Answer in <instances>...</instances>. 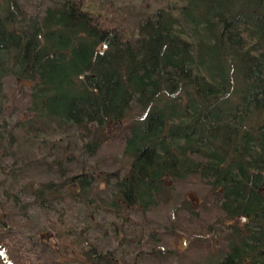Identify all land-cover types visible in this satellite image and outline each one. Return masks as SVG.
I'll return each instance as SVG.
<instances>
[{
	"label": "trees",
	"instance_id": "obj_1",
	"mask_svg": "<svg viewBox=\"0 0 264 264\" xmlns=\"http://www.w3.org/2000/svg\"><path fill=\"white\" fill-rule=\"evenodd\" d=\"M10 245L30 264H185L209 245L264 264V0H0Z\"/></svg>",
	"mask_w": 264,
	"mask_h": 264
},
{
	"label": "rangeland",
	"instance_id": "obj_2",
	"mask_svg": "<svg viewBox=\"0 0 264 264\" xmlns=\"http://www.w3.org/2000/svg\"><path fill=\"white\" fill-rule=\"evenodd\" d=\"M21 84L25 88H28L30 86L27 83H21ZM121 128H122V123H121L120 128H117L115 125H113V126H110L108 128L104 127V131L106 129V132H108L107 133L108 137H112L114 134L119 133ZM118 153L119 152L114 153V151H108L107 153L105 152L102 155L103 160H105V161L107 159L111 160V158H113V160H114V157L116 155L118 156ZM190 197H191V201H195L196 197L194 196V194L190 193ZM40 235L42 237H44V233L42 231L40 232ZM178 236H177L178 241H180L181 237H184L185 242H186V247H187L189 244V239H187L186 235L178 234ZM216 238H215V240H216ZM11 244H13V243L11 242ZM13 245L4 246V247H7L8 249H5L4 247L0 246V264H30V260H28L27 258L21 260V259H19V258L17 259L15 257L14 250L16 249V247H14ZM12 248H14V250ZM207 251H208V255L206 257H199V258L191 257V258H188L185 260L186 261L185 264H215L213 258H215V255H216V247H213V246L210 247V245H209L207 248Z\"/></svg>",
	"mask_w": 264,
	"mask_h": 264
},
{
	"label": "water",
	"instance_id": "obj_3",
	"mask_svg": "<svg viewBox=\"0 0 264 264\" xmlns=\"http://www.w3.org/2000/svg\"><path fill=\"white\" fill-rule=\"evenodd\" d=\"M21 83H27L28 85H31V84H32L31 81H26V80H22ZM113 125H114V124L110 122L108 127L113 126ZM115 126H116L117 128H120V126H121V122H120V121H117L116 124H115ZM108 127H107V128H108ZM237 219H238V221H239V225H241L242 222L245 220V218H244L243 216H241V215H239V216L237 217ZM180 241L182 242V244H183V249H184V248L186 247V242H185L184 237H181V238H180Z\"/></svg>",
	"mask_w": 264,
	"mask_h": 264
},
{
	"label": "flooded vegetation",
	"instance_id": "obj_4",
	"mask_svg": "<svg viewBox=\"0 0 264 264\" xmlns=\"http://www.w3.org/2000/svg\"><path fill=\"white\" fill-rule=\"evenodd\" d=\"M177 236H178V233L175 232V233H174V236H173L172 239H171V245H172L174 248H176V249H178V250H180V251H183V250H185V249H183V244H182V242L177 240ZM178 237H179V236H178ZM185 248H186V247H185Z\"/></svg>",
	"mask_w": 264,
	"mask_h": 264
}]
</instances>
